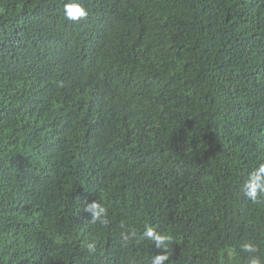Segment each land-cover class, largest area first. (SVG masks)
<instances>
[{"label": "trees", "instance_id": "obj_1", "mask_svg": "<svg viewBox=\"0 0 264 264\" xmlns=\"http://www.w3.org/2000/svg\"><path fill=\"white\" fill-rule=\"evenodd\" d=\"M261 163L264 0H0V264L264 261Z\"/></svg>", "mask_w": 264, "mask_h": 264}, {"label": "clouds", "instance_id": "obj_2", "mask_svg": "<svg viewBox=\"0 0 264 264\" xmlns=\"http://www.w3.org/2000/svg\"><path fill=\"white\" fill-rule=\"evenodd\" d=\"M65 17L70 22H79L82 19H86L88 16V9L81 3L70 2L64 5ZM241 191L254 203H258L264 198V163L259 164V166L249 173L245 179ZM85 211L92 213L90 222L96 224H107L106 219L107 210L106 208L97 200L86 205ZM135 236V232L131 234ZM143 238L152 241L156 248L162 251L159 254L154 255L150 264H165L169 260L167 255V249L172 242V237L167 234L159 232L156 227L152 225H145L143 231ZM130 239L129 235L123 236V241L127 242ZM87 248L90 252L96 251L95 242L87 243ZM240 249L243 253L247 255L246 264H264L261 257L259 256L258 245L252 241H247L240 245ZM233 253L229 252V259L232 258Z\"/></svg>", "mask_w": 264, "mask_h": 264}]
</instances>
